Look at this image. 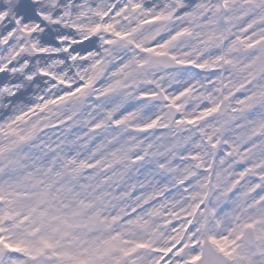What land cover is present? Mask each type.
I'll use <instances>...</instances> for the list:
<instances>
[{"label":"clouds","instance_id":"obj_1","mask_svg":"<svg viewBox=\"0 0 264 264\" xmlns=\"http://www.w3.org/2000/svg\"><path fill=\"white\" fill-rule=\"evenodd\" d=\"M0 264H264V0H0Z\"/></svg>","mask_w":264,"mask_h":264}]
</instances>
